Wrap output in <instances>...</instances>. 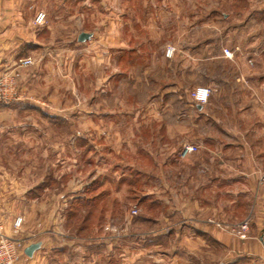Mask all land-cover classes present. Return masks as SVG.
Wrapping results in <instances>:
<instances>
[{
  "label": "crops",
  "instance_id": "crops-1",
  "mask_svg": "<svg viewBox=\"0 0 264 264\" xmlns=\"http://www.w3.org/2000/svg\"><path fill=\"white\" fill-rule=\"evenodd\" d=\"M192 2L0 0V79L14 81L18 96L0 105V228L26 241L25 249L41 243L19 264H105L110 233L103 230L96 243L82 234L73 239L64 228L65 207L83 202L74 196V115H85L94 151L133 144L111 130L134 121L128 136L148 140L154 160L153 166L128 164L138 174L160 173V147L169 149L170 171L181 146L198 145L182 161L185 178L199 175L184 203L183 232L191 235L197 220L205 237L206 207H222V190H245L255 197L250 239L241 245L213 228L219 251L236 255L215 264H264V0H245V10L238 3L228 12L212 1L202 13L191 11ZM128 3L138 6L134 14ZM40 12L46 23L35 26ZM82 33L92 36L80 42ZM169 46L177 49L172 59L165 55ZM26 58L33 64L22 66ZM84 65L85 101L74 103ZM198 87L213 90L206 104L192 99ZM100 177L88 190L104 184ZM176 190L168 189L167 202L175 203Z\"/></svg>",
  "mask_w": 264,
  "mask_h": 264
},
{
  "label": "rangeland",
  "instance_id": "rangeland-1",
  "mask_svg": "<svg viewBox=\"0 0 264 264\" xmlns=\"http://www.w3.org/2000/svg\"><path fill=\"white\" fill-rule=\"evenodd\" d=\"M212 1L220 3L221 11L228 12L238 3L240 5L238 10L246 9L245 0H238L240 2L234 5H231L230 0H193L190 5L191 11L202 13ZM126 7L127 13L131 15L138 6L134 7L133 3H128ZM191 38H194V35ZM86 67L84 65L78 72L80 81L75 82L77 85L75 88L79 90V94L76 93L77 98L74 94V103H78V99L80 102L85 101L81 94L86 92L89 83ZM76 116L74 115V122L78 124V128L74 130L73 146L74 196H80L83 202L74 204L71 211L69 207H65L62 212L64 228L73 239L74 236L82 234L88 238L94 237L90 238V241L96 243L95 238L102 235L103 230L110 233L112 235L110 249L103 255L105 264H215L220 259L224 263H229L236 255L224 250L219 251L220 240L212 236V231L216 229L223 236H228L241 245L250 239L252 206L255 204V197L250 193H245V190L233 193L229 190L218 192L221 197L217 198V201L219 204L223 203L222 207H216V212L214 205L206 207V212H203L205 218H200L205 219V223L200 224L210 229L208 234L204 237L202 236L204 233H199L200 227L197 226L199 222L196 220L194 226L197 228L192 229L191 235H188L183 232L186 224L184 216L187 213L184 203L191 191V183L199 175L194 174L189 179L185 178L183 160L174 162L175 170L169 171L166 160L169 149L166 146L159 148L157 164L160 173L154 175L135 173V168L128 164L151 166L154 160H151L149 153L151 146L148 140L128 136V130L136 129L134 121L121 122L120 128L117 129L116 125L113 127L116 129L111 130L115 138L120 137L125 141L130 138L133 144L124 142L116 152L113 151L115 146L112 144L97 146L99 151H94L86 141L88 133L84 128L85 115L79 119H75ZM101 169H105V173ZM99 176L104 177V184L88 190L89 183L100 180L102 182ZM172 187L177 189L175 196L178 197L174 204L167 202V196L170 194L168 189ZM182 187L187 192L181 189ZM198 192H195L196 196ZM212 192L208 191L207 194L211 195ZM232 201L239 202L238 208L231 206ZM135 209L138 210L139 217L132 219L130 214ZM245 221L249 222V230L245 237L237 232H231L233 226ZM214 222L219 223L221 228Z\"/></svg>",
  "mask_w": 264,
  "mask_h": 264
},
{
  "label": "built area",
  "instance_id": "built-area-1",
  "mask_svg": "<svg viewBox=\"0 0 264 264\" xmlns=\"http://www.w3.org/2000/svg\"><path fill=\"white\" fill-rule=\"evenodd\" d=\"M35 26H43L46 23V14L44 12H40L33 21ZM176 53V48L173 46H169L166 49V57L168 59H172ZM224 55L228 58L233 57V52L229 49L224 50ZM33 61L30 58H26L21 61L22 66L32 65ZM213 93L211 88L200 87L197 88L192 93V99L198 104H206ZM18 98L16 84L12 80H8L6 78L0 79V105H7L12 103ZM200 147L198 145L186 144L181 146L178 151V159L186 160L192 155L198 153ZM139 212L137 209L133 210L130 214L132 219H137ZM22 218L17 219L15 223V232H18V229L21 227ZM217 227L221 228L219 223H215ZM249 230V222L245 221L240 224L233 226L231 232L242 234V237H245V233ZM26 241L20 239H13L11 237L6 236L1 232L0 228V264H19L24 258V249Z\"/></svg>",
  "mask_w": 264,
  "mask_h": 264
},
{
  "label": "water",
  "instance_id": "water-1",
  "mask_svg": "<svg viewBox=\"0 0 264 264\" xmlns=\"http://www.w3.org/2000/svg\"><path fill=\"white\" fill-rule=\"evenodd\" d=\"M91 36L92 35H90V34L82 33L79 36V41L80 42H86L91 38ZM40 246H41V243H33V244L29 245L24 251L25 255L32 258L34 256L35 252L40 248Z\"/></svg>",
  "mask_w": 264,
  "mask_h": 264
},
{
  "label": "trees",
  "instance_id": "trees-1",
  "mask_svg": "<svg viewBox=\"0 0 264 264\" xmlns=\"http://www.w3.org/2000/svg\"><path fill=\"white\" fill-rule=\"evenodd\" d=\"M98 182V181H97ZM96 184V183H95Z\"/></svg>",
  "mask_w": 264,
  "mask_h": 264
}]
</instances>
